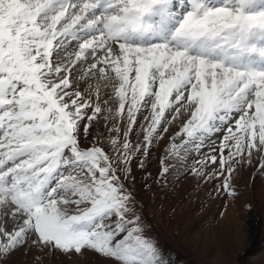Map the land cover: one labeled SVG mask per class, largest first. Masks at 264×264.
Masks as SVG:
<instances>
[{
  "label": "snow or ice",
  "instance_id": "obj_1",
  "mask_svg": "<svg viewBox=\"0 0 264 264\" xmlns=\"http://www.w3.org/2000/svg\"><path fill=\"white\" fill-rule=\"evenodd\" d=\"M166 113L186 117L173 154L218 135L201 164L228 196L253 151L264 168V0H0V264L25 246L167 264L125 184Z\"/></svg>",
  "mask_w": 264,
  "mask_h": 264
},
{
  "label": "rangeland",
  "instance_id": "obj_2",
  "mask_svg": "<svg viewBox=\"0 0 264 264\" xmlns=\"http://www.w3.org/2000/svg\"><path fill=\"white\" fill-rule=\"evenodd\" d=\"M86 87L82 83L81 88ZM166 117L169 122L162 121L161 128L167 131L158 129L152 143L143 147L144 155L135 154L131 176L125 181L135 196V210L145 235L159 245L167 264H264V168L259 166L260 153L253 151L251 164L235 167L231 182L237 196L230 197L222 188L224 177L215 175L218 164H201L217 154L213 147L220 144L218 135L199 149L182 145L179 155L173 154L169 149L173 138H179L186 117L171 120L168 113ZM138 123L140 127L134 129L130 140L143 146L149 121L138 118ZM110 127H96L103 133L99 146L106 151H111ZM164 166L167 173L162 172ZM195 169L204 176H197ZM37 258L39 264H109L93 252L78 256L44 249L41 253L27 246L9 256L6 264H37Z\"/></svg>",
  "mask_w": 264,
  "mask_h": 264
},
{
  "label": "bare ground",
  "instance_id": "obj_3",
  "mask_svg": "<svg viewBox=\"0 0 264 264\" xmlns=\"http://www.w3.org/2000/svg\"><path fill=\"white\" fill-rule=\"evenodd\" d=\"M180 141H181L180 138H177V139L175 140L176 143H179Z\"/></svg>",
  "mask_w": 264,
  "mask_h": 264
}]
</instances>
